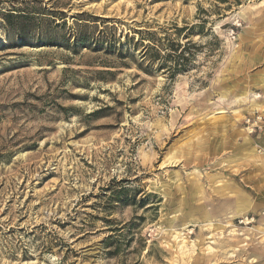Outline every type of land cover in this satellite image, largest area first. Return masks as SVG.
I'll use <instances>...</instances> for the list:
<instances>
[{
    "label": "rangeland",
    "instance_id": "obj_1",
    "mask_svg": "<svg viewBox=\"0 0 264 264\" xmlns=\"http://www.w3.org/2000/svg\"><path fill=\"white\" fill-rule=\"evenodd\" d=\"M0 264H264V0H0Z\"/></svg>",
    "mask_w": 264,
    "mask_h": 264
},
{
    "label": "trees",
    "instance_id": "obj_2",
    "mask_svg": "<svg viewBox=\"0 0 264 264\" xmlns=\"http://www.w3.org/2000/svg\"><path fill=\"white\" fill-rule=\"evenodd\" d=\"M15 15H23V14H14V13H11V11L8 13L2 14L4 21H6L8 25L9 24L12 25L10 18L14 17ZM75 45L76 44H73L72 46H75ZM142 47H143V51L141 54V58H143V59L146 57H148L149 59H152V60L153 59H161L164 61V63L161 65H165L166 61L172 58V61H173L172 66H166L165 67L169 71L170 77H172L176 71L180 72L182 70L183 61L185 60L183 50H181L179 52H175L172 49L173 54H169V53L165 54V53H161V51L159 49H156L157 46L153 45V44H151V45L150 44H144Z\"/></svg>",
    "mask_w": 264,
    "mask_h": 264
},
{
    "label": "bare ground",
    "instance_id": "obj_3",
    "mask_svg": "<svg viewBox=\"0 0 264 264\" xmlns=\"http://www.w3.org/2000/svg\"><path fill=\"white\" fill-rule=\"evenodd\" d=\"M247 95V94H246ZM257 96L255 95L253 98H256ZM220 113V112H219Z\"/></svg>",
    "mask_w": 264,
    "mask_h": 264
}]
</instances>
